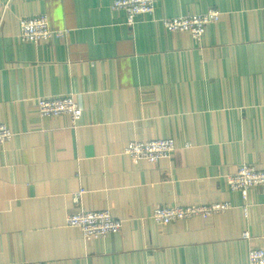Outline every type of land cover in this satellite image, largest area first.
<instances>
[{
  "label": "crops",
  "instance_id": "obj_1",
  "mask_svg": "<svg viewBox=\"0 0 264 264\" xmlns=\"http://www.w3.org/2000/svg\"><path fill=\"white\" fill-rule=\"evenodd\" d=\"M116 0H0V264H249L264 248V187L245 200L227 178L264 169V0H155L133 26ZM221 13L198 42L162 19ZM66 30L20 40L22 18ZM73 96L83 110L43 118L38 99ZM173 139L156 164L132 141ZM83 192L80 204L75 194ZM232 208L164 226L160 206ZM109 210L121 233L85 241L67 217ZM250 234L245 239L244 234Z\"/></svg>",
  "mask_w": 264,
  "mask_h": 264
},
{
  "label": "built area",
  "instance_id": "obj_2",
  "mask_svg": "<svg viewBox=\"0 0 264 264\" xmlns=\"http://www.w3.org/2000/svg\"><path fill=\"white\" fill-rule=\"evenodd\" d=\"M113 11H123L127 15V22L133 26L139 16H153L156 10L155 0H116ZM221 13L210 10L203 15H188L179 18L162 19L165 29L171 33H187L194 40L200 42L209 25L218 23ZM20 40L24 43L38 44L49 42L53 38H63L66 30H55L51 26L48 16L22 18L19 22ZM38 113L43 118H57L69 116L73 122H78L83 116V110L75 97L60 96L40 98ZM13 132L6 124H0V146L12 141ZM177 149L173 139H160L147 142L132 141L125 150V155L134 161H146L156 164L170 156ZM227 184L233 192H239L247 200L249 191L264 187V169L253 165H242L237 172L227 178ZM83 192L74 196V202L80 204ZM232 208L230 203L213 204L208 206H160L152 214V219L159 225H170L175 222H185L197 218H210L224 213ZM66 225L82 232L85 241L106 239L111 235L122 232L123 222L113 217L109 210L87 211L84 209L67 217ZM250 239V234H244ZM249 264H264V248L255 247L249 251Z\"/></svg>",
  "mask_w": 264,
  "mask_h": 264
}]
</instances>
